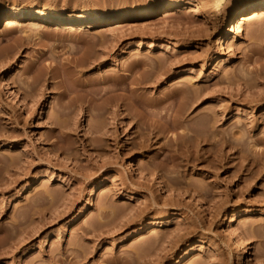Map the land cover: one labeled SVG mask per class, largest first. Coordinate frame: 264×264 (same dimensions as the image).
Masks as SVG:
<instances>
[{"label":"rangeland","instance_id":"obj_1","mask_svg":"<svg viewBox=\"0 0 264 264\" xmlns=\"http://www.w3.org/2000/svg\"><path fill=\"white\" fill-rule=\"evenodd\" d=\"M243 1L0 0V264H264V15L222 26ZM181 110L215 133L188 162Z\"/></svg>","mask_w":264,"mask_h":264},{"label":"bare ground","instance_id":"obj_2","mask_svg":"<svg viewBox=\"0 0 264 264\" xmlns=\"http://www.w3.org/2000/svg\"><path fill=\"white\" fill-rule=\"evenodd\" d=\"M242 5L246 6L241 12L239 9ZM182 6L181 2H174L169 5L166 10H164V14L162 18L168 17L173 14L172 11H177ZM242 9V8H241ZM234 13V17L225 21L223 23V29L227 30L229 25L240 30L242 26L247 23L249 20L261 17L264 15V0H260L259 3H255L254 0H244L243 2L238 3L236 10ZM143 17V15L137 16H129L124 15L120 18L119 24L128 21L130 19H136ZM21 20H35L38 23H51V24H63L65 26H85L89 24H93L95 22H101L103 19L98 15L90 12H81L78 15H73L70 17L63 16L60 12L54 11H44V10H36V11H28V10H16L11 15L8 16L5 26H11L15 23H18ZM150 104V103H148ZM155 105V103H153ZM138 108H143L141 103L137 102ZM185 106V105H184ZM185 109H183L184 111ZM184 113V112H183ZM172 120V128H183L187 132L184 134H179L175 136L170 142L173 146L176 147V151H179V155L186 160L197 159L198 149L197 146L194 145L195 141H206L207 135L212 134L213 138L215 137L213 124L209 122L202 123L197 126L195 124H190L185 121V117L182 118V110L180 112H176L174 115L169 116ZM209 121V120H208ZM155 123H142L144 127L140 128L141 135L139 137L138 143L139 146L142 147H150L152 144H156L158 142L157 134L162 133L165 130L169 129V126L165 123L160 124V126H155ZM140 125V126H141ZM216 142L222 143L223 136L216 134ZM193 144V145H192ZM166 147V146H165ZM171 147V146H170ZM254 163V162H253ZM252 165V164H251ZM233 221V220H230ZM230 252L236 253V248L234 245L231 246Z\"/></svg>","mask_w":264,"mask_h":264}]
</instances>
